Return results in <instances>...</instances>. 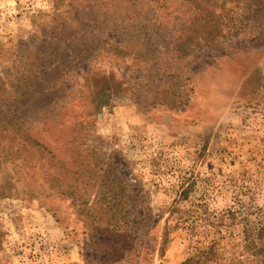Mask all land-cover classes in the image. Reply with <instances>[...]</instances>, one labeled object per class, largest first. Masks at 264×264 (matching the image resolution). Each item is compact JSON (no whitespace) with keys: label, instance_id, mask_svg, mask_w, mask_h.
Segmentation results:
<instances>
[{"label":"rangeland","instance_id":"374dc122","mask_svg":"<svg viewBox=\"0 0 264 264\" xmlns=\"http://www.w3.org/2000/svg\"><path fill=\"white\" fill-rule=\"evenodd\" d=\"M128 1L0 0V99L60 64L19 116L38 145L0 142V264H264V0L174 61Z\"/></svg>","mask_w":264,"mask_h":264},{"label":"trees","instance_id":"16d2710c","mask_svg":"<svg viewBox=\"0 0 264 264\" xmlns=\"http://www.w3.org/2000/svg\"><path fill=\"white\" fill-rule=\"evenodd\" d=\"M137 1L129 0V6L121 14V17L125 18L132 15L139 17L141 15L140 17L146 22L149 19L155 20V23L151 25L155 27V30H152L153 33L163 34L171 31L170 40L166 41L163 46L165 48V58L170 57L172 61L176 58L174 54L186 55L188 54L187 49H192L188 44V39V42L186 39L181 42L184 39L182 35L185 32H190L192 37H203L204 42L197 44L206 48L214 46L215 41L220 35L223 36V29L217 25L224 23L225 18L224 11L220 14L216 13V9L220 7V0H147L148 7L145 8L146 10H144L143 14L137 10ZM226 1L224 0L223 2ZM184 5L187 7L186 10H183ZM163 19L168 20V22L163 21ZM235 19L236 24L230 26L228 32L236 35L244 30L246 22L251 19V14L245 13L244 15L243 12ZM157 23L159 26H156ZM169 27H171L170 30ZM149 28L142 25L140 32L147 33L148 31L149 33ZM176 33H179V35L176 36ZM152 43V40L147 42L148 45H152ZM56 62L54 61L53 64L47 65L48 62L42 60L41 64L35 66L34 69L22 71L20 74L21 79L16 80L15 84L10 85L11 90L9 89L10 86L4 89L5 92L0 99V109L5 113L4 116L0 115V142L6 138H12L13 134H19L21 138H24L23 142H31L33 145H38L37 139L27 129L26 125L38 124L35 116L39 99L50 100L51 98L49 97L56 94L49 87L43 86L42 81H40L41 77L44 78L58 73L60 64L58 66ZM46 65L47 67L44 68ZM36 69L38 70L35 71ZM46 101L43 100L42 102ZM51 101L53 102V100ZM24 109L28 111V114L35 113L32 121L30 120L29 122L19 117L20 115L24 116V114H27L21 112ZM117 200L118 198L116 197L113 203L114 207L120 204V201L117 202Z\"/></svg>","mask_w":264,"mask_h":264}]
</instances>
